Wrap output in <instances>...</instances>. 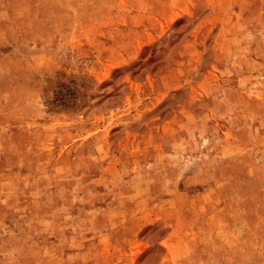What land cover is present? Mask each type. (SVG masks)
<instances>
[{
    "label": "rangeland",
    "instance_id": "1",
    "mask_svg": "<svg viewBox=\"0 0 264 264\" xmlns=\"http://www.w3.org/2000/svg\"><path fill=\"white\" fill-rule=\"evenodd\" d=\"M0 264H264V0H0Z\"/></svg>",
    "mask_w": 264,
    "mask_h": 264
}]
</instances>
